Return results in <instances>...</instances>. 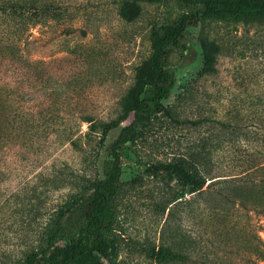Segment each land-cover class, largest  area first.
<instances>
[{
  "label": "rangeland",
  "instance_id": "rangeland-1",
  "mask_svg": "<svg viewBox=\"0 0 264 264\" xmlns=\"http://www.w3.org/2000/svg\"><path fill=\"white\" fill-rule=\"evenodd\" d=\"M123 1L48 0L49 18L31 29L35 58L44 60L33 75H53L62 82L60 100L71 112L68 117L73 118L70 124L67 122L69 127H76L82 109L95 120L115 118L120 100L132 85L136 64L150 54L152 26L172 23L187 12L181 0H138L139 14L129 21L120 15ZM185 35L186 49H173L165 62L174 70L176 82L163 103L172 105L180 120L205 116L211 117V122L237 123L242 129L236 131L233 141L223 134L225 139L209 147L214 151L206 166H212V176L235 173L245 150L252 153L259 146L264 151V118L260 124L255 115L264 106V24L190 20ZM206 35L221 44L216 71L193 82L187 98H179L202 67L199 38ZM49 81L53 86L55 82ZM40 95L36 85L34 107ZM121 125L107 133L98 158L92 151L94 140L84 138L88 130L84 122L77 134H81L79 149L69 143L57 148L44 143L32 152L16 146L0 148V264H23L28 254L46 245L52 207L64 200L67 192L53 193L46 187V167L54 163L59 168L66 166L64 172L81 175L93 174L95 169L101 178L103 160ZM214 127L203 123L193 128L158 116L136 146L123 151L121 188L113 202L115 220L108 233L115 256L112 260L100 258L102 264H158L149 257V250L165 241L180 254L185 253L181 250L185 242L189 247L185 264H256L251 249L256 236L264 241V212L241 217L229 235L219 218L185 206L176 212L166 238L162 234L167 214V210L160 211L162 184L148 177L145 168L152 162H168L197 139L206 138L205 132ZM217 130L220 135V128ZM244 133L247 144L239 141ZM76 231L71 229L70 233ZM244 238L249 240L248 245L244 246ZM175 264L183 263L177 259Z\"/></svg>",
  "mask_w": 264,
  "mask_h": 264
},
{
  "label": "trees",
  "instance_id": "trees-1",
  "mask_svg": "<svg viewBox=\"0 0 264 264\" xmlns=\"http://www.w3.org/2000/svg\"><path fill=\"white\" fill-rule=\"evenodd\" d=\"M47 1L0 0V148L16 146L32 152L44 143L54 148L69 143L79 149L81 134H77L84 122L88 124L84 138L94 140L92 151L98 158L107 133L122 125L117 138L108 147L101 178L95 169L93 174L81 175L64 172L66 166L59 168L54 163L46 167V187L53 193L67 192L64 200L57 201L52 207L46 245L28 254L23 264H102L100 258L112 260L115 245L108 233L115 220L113 202L121 188L122 153L136 146L158 116H165L177 124H190L193 128L203 123L215 126L205 132L206 138L197 139L168 162H152L145 168L148 177L162 184L159 201L160 211L165 213L167 210L162 229L165 238L181 207L188 206L199 214L206 211L208 217L219 218L229 235L235 231L241 217L264 212V151L259 146L254 147L252 153L245 150L237 172L212 176V166L206 168L214 151L208 150L209 147L215 146L218 139H225L223 134L230 135L228 139L233 141L236 131L242 128L228 120L211 122V117L205 116L180 120L172 105L163 103L176 82L174 70L167 68L165 62L173 49H186L185 33L190 20L264 24V0H181L187 12L172 23L155 24L150 29V54L136 64L132 85L120 100L118 115L108 121L95 120L82 109L77 114L75 128L69 127L73 118H69L71 112L60 100L63 97L62 82L53 75H33V70L44 64V60L35 58L31 29L49 18L51 5ZM136 1L122 2L120 15L123 18L131 21L138 16ZM199 44L202 67L179 98H187L191 95L193 82L216 71L221 44L207 35L199 38ZM49 80L56 84L51 86ZM36 85L41 95L38 106L34 107ZM255 115L261 124L264 106L263 110H256ZM129 117L130 121L125 123ZM246 138L247 133H244L241 140L237 139L247 144ZM71 229H77L76 233H70ZM243 242L245 246L249 240L244 238ZM184 243L181 245L184 254L176 253L172 243L165 241L156 249L151 248L148 255L158 264H175L177 259L185 264L189 247ZM251 250L256 254V264H264V241L256 236V245Z\"/></svg>",
  "mask_w": 264,
  "mask_h": 264
}]
</instances>
